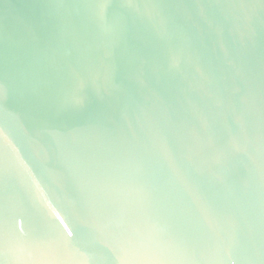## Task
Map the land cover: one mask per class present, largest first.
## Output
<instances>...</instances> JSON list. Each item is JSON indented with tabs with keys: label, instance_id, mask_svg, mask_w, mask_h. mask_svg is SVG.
I'll use <instances>...</instances> for the list:
<instances>
[{
	"label": "water",
	"instance_id": "95a60500",
	"mask_svg": "<svg viewBox=\"0 0 264 264\" xmlns=\"http://www.w3.org/2000/svg\"><path fill=\"white\" fill-rule=\"evenodd\" d=\"M0 264H264V0H0Z\"/></svg>",
	"mask_w": 264,
	"mask_h": 264
}]
</instances>
